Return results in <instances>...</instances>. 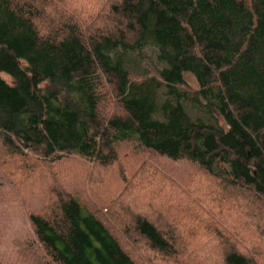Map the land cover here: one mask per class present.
<instances>
[{"label":"trees","instance_id":"1","mask_svg":"<svg viewBox=\"0 0 264 264\" xmlns=\"http://www.w3.org/2000/svg\"><path fill=\"white\" fill-rule=\"evenodd\" d=\"M90 1L0 0V148L31 177L75 157L121 169L125 144L200 176L187 196L155 169L169 204L52 183L29 215L43 264H200L207 248L264 264V0ZM148 46L154 73L131 56Z\"/></svg>","mask_w":264,"mask_h":264},{"label":"rangeland","instance_id":"2","mask_svg":"<svg viewBox=\"0 0 264 264\" xmlns=\"http://www.w3.org/2000/svg\"><path fill=\"white\" fill-rule=\"evenodd\" d=\"M62 1L75 13L88 7L90 8L87 11L94 9V14L98 12V8L87 4L90 0ZM131 54L135 63H140L142 69L154 73L161 67L154 49L149 46L143 53ZM187 81L192 87L198 88L194 77L187 76ZM120 151L123 161V166L120 164L121 169L112 167L104 170L98 165L75 157L69 160L63 170L48 162L43 165L38 163L39 171L32 173V178L27 160L8 156L0 148V264L44 263V252L35 242L29 215L42 209L49 186L59 180L76 177L77 182L89 184L88 187L79 188L81 185L72 181L82 197L85 196L91 202L97 200L100 204H106L120 194L122 197L119 204H169L170 201L166 200L168 192L165 189L166 185L168 189L170 187L167 179L162 178L163 176L158 174L160 172H155L156 169L163 171L170 178L169 181L177 183L187 196L195 197L196 187L193 179L200 176V173L194 168H189L185 162H174L148 154L130 144L123 145ZM150 175H153V179ZM160 201L163 203H159ZM181 201L184 202L183 199ZM198 257L200 264H218L220 260L217 253L210 252L208 248L198 254Z\"/></svg>","mask_w":264,"mask_h":264}]
</instances>
